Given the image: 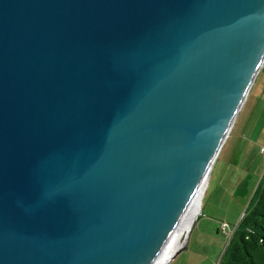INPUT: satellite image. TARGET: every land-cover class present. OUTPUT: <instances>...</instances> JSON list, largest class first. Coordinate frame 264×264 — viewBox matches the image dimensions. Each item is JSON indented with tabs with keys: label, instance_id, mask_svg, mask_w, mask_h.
<instances>
[{
	"label": "water",
	"instance_id": "water-1",
	"mask_svg": "<svg viewBox=\"0 0 264 264\" xmlns=\"http://www.w3.org/2000/svg\"><path fill=\"white\" fill-rule=\"evenodd\" d=\"M263 54L264 0H0V264H152Z\"/></svg>",
	"mask_w": 264,
	"mask_h": 264
},
{
	"label": "rangeland",
	"instance_id": "rangeland-1",
	"mask_svg": "<svg viewBox=\"0 0 264 264\" xmlns=\"http://www.w3.org/2000/svg\"><path fill=\"white\" fill-rule=\"evenodd\" d=\"M260 67L209 165L199 210L166 264H215L248 202L264 168V64Z\"/></svg>",
	"mask_w": 264,
	"mask_h": 264
},
{
	"label": "trees",
	"instance_id": "trees-1",
	"mask_svg": "<svg viewBox=\"0 0 264 264\" xmlns=\"http://www.w3.org/2000/svg\"><path fill=\"white\" fill-rule=\"evenodd\" d=\"M215 264H264V168Z\"/></svg>",
	"mask_w": 264,
	"mask_h": 264
},
{
	"label": "bare ground",
	"instance_id": "bare-ground-1",
	"mask_svg": "<svg viewBox=\"0 0 264 264\" xmlns=\"http://www.w3.org/2000/svg\"><path fill=\"white\" fill-rule=\"evenodd\" d=\"M262 64H264V54L261 58L260 66ZM206 173L207 171H205V173L202 175L201 181L199 182L195 192L193 193L187 205V208L184 212V215L182 217L180 224L178 225L177 229L175 230L169 242L165 245L162 251L158 254V256L155 258L152 264H165L167 260L169 259L170 255L180 246L181 244L180 239L182 235L188 230L189 226L191 225V222L193 221L195 215L197 214L199 210V199H200V195H201L202 189L206 181L205 180Z\"/></svg>",
	"mask_w": 264,
	"mask_h": 264
},
{
	"label": "built area",
	"instance_id": "built-area-1",
	"mask_svg": "<svg viewBox=\"0 0 264 264\" xmlns=\"http://www.w3.org/2000/svg\"><path fill=\"white\" fill-rule=\"evenodd\" d=\"M225 224L224 223H221V228H224ZM232 229V226L230 228V230Z\"/></svg>",
	"mask_w": 264,
	"mask_h": 264
},
{
	"label": "crops",
	"instance_id": "crops-1",
	"mask_svg": "<svg viewBox=\"0 0 264 264\" xmlns=\"http://www.w3.org/2000/svg\"><path fill=\"white\" fill-rule=\"evenodd\" d=\"M217 229H218V227L217 228H215V230L217 231Z\"/></svg>",
	"mask_w": 264,
	"mask_h": 264
}]
</instances>
